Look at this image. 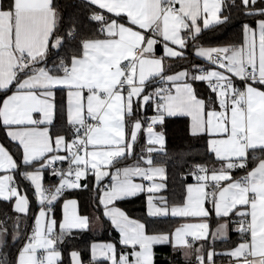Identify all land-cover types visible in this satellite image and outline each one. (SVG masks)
Masks as SVG:
<instances>
[{
  "label": "snow or ice",
  "instance_id": "obj_1",
  "mask_svg": "<svg viewBox=\"0 0 264 264\" xmlns=\"http://www.w3.org/2000/svg\"><path fill=\"white\" fill-rule=\"evenodd\" d=\"M0 130V264H264V0H0Z\"/></svg>",
  "mask_w": 264,
  "mask_h": 264
},
{
  "label": "trees",
  "instance_id": "obj_2",
  "mask_svg": "<svg viewBox=\"0 0 264 264\" xmlns=\"http://www.w3.org/2000/svg\"><path fill=\"white\" fill-rule=\"evenodd\" d=\"M61 3L63 4H71L72 0H61ZM71 11L70 8L65 9V15H68V13ZM238 32V28H231L227 32L223 31H209L204 34V42L205 43H219V42H224L227 40H231L234 37V34ZM202 87V86H200ZM151 114V112H149ZM3 138V132L0 130V139ZM167 139H168V147L169 150L171 151L173 146H179V147H184L185 146V141L186 137L184 136L182 132V123L179 121H169L168 123V128H167ZM55 180L54 177H47L46 182ZM79 198V205H80V210L81 212H85L88 208V198H89V193L88 192H78L76 194ZM142 199L141 198H134L125 204L122 205L127 211L130 212L132 215H140V209L142 207ZM7 208L9 212H11V205L8 204H3L0 203V209ZM33 208H35V204H33ZM57 215L59 216L62 212L61 206H57ZM171 224H174L175 221L170 222ZM165 229L169 227V224H165L163 226ZM93 228V227H92ZM105 230L103 232H100L99 229H94L92 231H89L83 235V238L75 242L72 247L79 248L83 252V259L85 261V264H87V261L89 259V252H88V244L90 241H98V240H103V241H109V240H116L117 238V233L110 232L108 230V225L105 222L104 224ZM233 239H235V234H232ZM226 245H223L221 242H217V248L225 247ZM157 252V264H168L167 260L162 259L163 254H168L171 255V249L168 247H157L156 248Z\"/></svg>",
  "mask_w": 264,
  "mask_h": 264
},
{
  "label": "built area",
  "instance_id": "obj_3",
  "mask_svg": "<svg viewBox=\"0 0 264 264\" xmlns=\"http://www.w3.org/2000/svg\"><path fill=\"white\" fill-rule=\"evenodd\" d=\"M54 178H55V177H54ZM55 183H57V179H56V178H55V180H52V181H48V182H46L45 185L48 186V185H53V184H55ZM217 264H220V262H217Z\"/></svg>",
  "mask_w": 264,
  "mask_h": 264
},
{
  "label": "crops",
  "instance_id": "obj_4",
  "mask_svg": "<svg viewBox=\"0 0 264 264\" xmlns=\"http://www.w3.org/2000/svg\"><path fill=\"white\" fill-rule=\"evenodd\" d=\"M48 177V175L46 174L45 175V183H46V178ZM69 198H71V197H69ZM61 210H62V208H61ZM92 227L94 228V229H99V225H92ZM98 241H101V242H103V240H98ZM219 262V261H218Z\"/></svg>",
  "mask_w": 264,
  "mask_h": 264
}]
</instances>
